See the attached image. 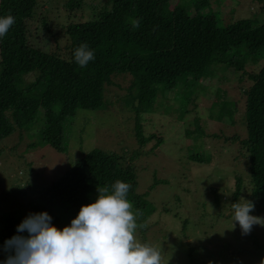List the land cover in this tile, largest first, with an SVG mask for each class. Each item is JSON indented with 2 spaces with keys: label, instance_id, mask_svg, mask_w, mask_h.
<instances>
[{
  "label": "trees",
  "instance_id": "16d2710c",
  "mask_svg": "<svg viewBox=\"0 0 264 264\" xmlns=\"http://www.w3.org/2000/svg\"><path fill=\"white\" fill-rule=\"evenodd\" d=\"M46 1L55 8L53 0ZM42 2L0 0V16L11 12L16 21L0 38V139L33 123L46 130L59 124L58 136L42 139L66 150L61 142L64 119L79 108L102 106L107 87L118 85L112 78L125 76L129 84L123 98L136 115L134 125L141 126L139 117L153 105L157 93L188 81L199 83L211 77L218 64H225L240 72V81L244 76L250 81L242 92L246 137L240 140L248 158L246 199L264 204V64L246 69L264 61V18L223 22L214 16L209 21L208 15H215L214 9L205 11L212 5L209 0L171 7L168 0H59L57 6L67 19L53 24L41 13ZM136 19L138 28L132 24ZM85 42L95 60L82 68L73 53ZM156 137L154 149L163 141ZM117 180L132 185L127 198L133 211L143 213L138 219L143 222L153 207L146 206L136 191L135 167L120 151L91 149L48 184L30 181L25 190L64 227L81 205L94 201L97 186H111ZM240 190L237 179L233 199ZM22 220L17 210L0 215V250L13 235L27 236L17 233ZM188 255L189 264H197L191 250Z\"/></svg>",
  "mask_w": 264,
  "mask_h": 264
},
{
  "label": "rangeland",
  "instance_id": "374dc122",
  "mask_svg": "<svg viewBox=\"0 0 264 264\" xmlns=\"http://www.w3.org/2000/svg\"><path fill=\"white\" fill-rule=\"evenodd\" d=\"M58 1L53 0L55 8L46 0L41 5V13L53 24L67 19ZM188 1L168 0V6ZM209 2L212 8L206 6L205 11H215L209 21L214 16L223 22L264 18V0ZM262 64H248L246 69ZM218 65L199 83L188 81L157 93L139 117L141 126L134 125L136 115L123 98L129 84L125 76L112 78L118 85L107 87L102 106L79 108L64 119L61 142L66 150L42 139L58 136L59 124L46 130L33 123L0 139V215L17 210L24 219L42 212L25 190L28 182L48 184L91 149L120 151L135 167L136 191L153 207L143 222L138 221L148 227L137 229L136 235L161 247L168 264H189L190 250L197 264H259L264 259V227L255 225L247 235L238 224L232 229L231 205L250 192L248 158L240 144L246 137L242 92L250 81L247 76L240 81L239 71ZM156 135L163 141L154 149ZM237 179L241 190L234 200ZM92 198H97V189ZM252 214L264 217V204L256 203ZM4 260L0 250V264Z\"/></svg>",
  "mask_w": 264,
  "mask_h": 264
},
{
  "label": "clouds",
  "instance_id": "9594fccd",
  "mask_svg": "<svg viewBox=\"0 0 264 264\" xmlns=\"http://www.w3.org/2000/svg\"><path fill=\"white\" fill-rule=\"evenodd\" d=\"M9 12L0 16V38L15 23ZM133 27L140 20L132 21ZM75 62L86 67L95 60L89 45L81 43L73 53ZM132 185L117 180L111 186H97V198L81 205L69 225L58 228L47 211L29 213L17 226V233L3 245L7 253L2 264H168L161 247L141 241L137 229L148 224L138 223L143 213L129 201ZM232 229L239 225L243 235L255 225L264 227V217L253 215L255 203L241 196L232 203ZM264 264V259L259 261Z\"/></svg>",
  "mask_w": 264,
  "mask_h": 264
}]
</instances>
